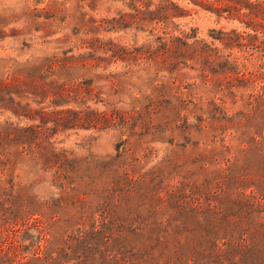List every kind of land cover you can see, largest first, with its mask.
Instances as JSON below:
<instances>
[{
    "label": "rangeland",
    "instance_id": "obj_1",
    "mask_svg": "<svg viewBox=\"0 0 264 264\" xmlns=\"http://www.w3.org/2000/svg\"><path fill=\"white\" fill-rule=\"evenodd\" d=\"M117 261L264 264V0H0V264Z\"/></svg>",
    "mask_w": 264,
    "mask_h": 264
},
{
    "label": "trees",
    "instance_id": "obj_2",
    "mask_svg": "<svg viewBox=\"0 0 264 264\" xmlns=\"http://www.w3.org/2000/svg\"><path fill=\"white\" fill-rule=\"evenodd\" d=\"M55 155H60V154H55ZM76 243H77L76 249H80L81 248L82 250H85L86 252L91 249L87 245V239L86 238L80 237L79 239H77ZM34 259L35 258H33V260ZM117 263H118V261H117ZM118 264H121V263L119 262Z\"/></svg>",
    "mask_w": 264,
    "mask_h": 264
}]
</instances>
